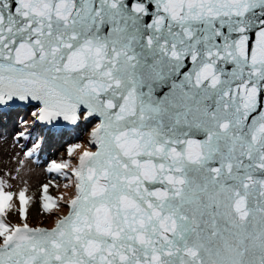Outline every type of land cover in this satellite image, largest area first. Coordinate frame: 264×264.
<instances>
[{"label": "snow or ice", "instance_id": "1", "mask_svg": "<svg viewBox=\"0 0 264 264\" xmlns=\"http://www.w3.org/2000/svg\"><path fill=\"white\" fill-rule=\"evenodd\" d=\"M0 141V264H264V0H0Z\"/></svg>", "mask_w": 264, "mask_h": 264}, {"label": "rangeland", "instance_id": "2", "mask_svg": "<svg viewBox=\"0 0 264 264\" xmlns=\"http://www.w3.org/2000/svg\"><path fill=\"white\" fill-rule=\"evenodd\" d=\"M2 145H3V142L0 141V146ZM43 178H44V173H43L42 167L36 168L34 173L32 174V178L30 182L35 185L37 181L42 180Z\"/></svg>", "mask_w": 264, "mask_h": 264}]
</instances>
